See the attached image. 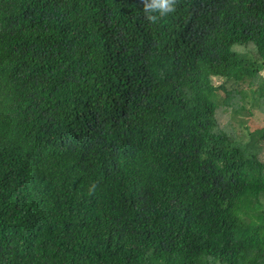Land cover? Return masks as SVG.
Wrapping results in <instances>:
<instances>
[{"label":"trees","instance_id":"trees-1","mask_svg":"<svg viewBox=\"0 0 264 264\" xmlns=\"http://www.w3.org/2000/svg\"><path fill=\"white\" fill-rule=\"evenodd\" d=\"M145 15L0 0V264H264V0Z\"/></svg>","mask_w":264,"mask_h":264},{"label":"clouds","instance_id":"clouds-1","mask_svg":"<svg viewBox=\"0 0 264 264\" xmlns=\"http://www.w3.org/2000/svg\"><path fill=\"white\" fill-rule=\"evenodd\" d=\"M143 4L145 19L152 24L158 23L162 18L176 11L178 0H140ZM96 185L93 184L89 188L91 195L95 190Z\"/></svg>","mask_w":264,"mask_h":264},{"label":"rangeland","instance_id":"rangeland-1","mask_svg":"<svg viewBox=\"0 0 264 264\" xmlns=\"http://www.w3.org/2000/svg\"><path fill=\"white\" fill-rule=\"evenodd\" d=\"M261 75L264 77V70L261 72Z\"/></svg>","mask_w":264,"mask_h":264}]
</instances>
